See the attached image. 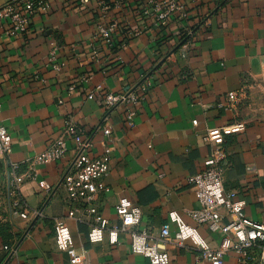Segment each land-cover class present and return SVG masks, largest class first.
Here are the masks:
<instances>
[{
    "label": "crops",
    "instance_id": "crops-1",
    "mask_svg": "<svg viewBox=\"0 0 264 264\" xmlns=\"http://www.w3.org/2000/svg\"><path fill=\"white\" fill-rule=\"evenodd\" d=\"M42 1L50 10H36L26 32L11 36V24L0 25V121L13 144L10 157L0 160V264H73L57 250L54 223L65 215L62 181L75 142L63 160L38 165L37 178L17 194L10 186L12 171L23 176L30 160L64 136L68 121L93 144L91 154L104 143L113 150L109 191L98 203L102 218L118 225L116 207L129 199L142 210L140 228L158 236L176 212L212 249L223 235L192 219L200 204L189 178L212 153L207 130L243 122V133L225 139V190L245 203L249 219L264 223V0H177L188 19L167 26L144 16L141 0ZM113 22L119 31L109 48L96 32ZM182 33L190 35L185 58ZM100 85L116 93L147 88L132 124L124 109L110 111L101 99H88ZM242 91L237 108L227 109V95ZM68 225L77 252L85 253L83 264H150L132 252L129 234L116 245L108 237L93 244L87 224ZM166 248L171 264H213L191 242ZM222 264L242 263L230 254Z\"/></svg>",
    "mask_w": 264,
    "mask_h": 264
},
{
    "label": "built area",
    "instance_id": "built-area-1",
    "mask_svg": "<svg viewBox=\"0 0 264 264\" xmlns=\"http://www.w3.org/2000/svg\"><path fill=\"white\" fill-rule=\"evenodd\" d=\"M76 1L82 6L91 3V0ZM141 1V13L156 25L167 26L174 19H188L185 7L177 0ZM50 8V5L42 0H3L0 3V25L9 22L12 28L8 33L16 36L27 31L30 17L36 10L47 12ZM118 31V22H113L109 25H99L96 34L109 48H113ZM187 34L188 37L181 41L184 58L190 50V35ZM94 54L97 56L98 52L95 51ZM55 58L56 49L51 53V61ZM146 89L144 86L139 92L116 93L100 85L88 94V99H101L110 111L124 109L128 122L132 124L136 115L135 108L141 101L140 92H145ZM244 96V91L229 93L224 106L229 110L236 109ZM245 128L243 122L237 121L208 129L204 140L213 147L212 153L204 162V170L189 178L200 204L198 210L191 212V217L198 225L223 235L222 243L217 249H212L198 230L187 225L176 212L169 214V223L163 225L158 236L147 229H141L142 210L129 199H122L116 207L118 225H111L109 220L102 218L98 203L109 191L105 180L111 172L113 150L110 145L104 143L100 153L91 154L93 144L83 139L81 129L72 121L67 122L62 138L29 161L28 170L23 176L16 170L12 171L11 190L17 194L25 181L35 180L38 176V165L63 160L69 152V141H74V160L62 181L66 193L65 215L54 223L57 250L68 254L73 264H83L85 253L77 252L68 221L87 224L88 240L93 244L101 243L108 237L110 244L116 245L121 234H129L132 239V252L146 257L150 264H171L166 247L173 242L181 247L186 242H191L203 252L204 258L213 264H222L230 254H235L242 264H256L257 252H260V264H264V223L249 219L245 214V203L235 200L233 194L226 192L224 185V174L229 164V153L224 147L225 139L243 133ZM112 133V127L104 130L107 142L111 140ZM12 151L11 135L0 121V160L10 157ZM22 216L27 218L25 214ZM171 225L177 227L174 234L171 232ZM7 249L8 247H5V250Z\"/></svg>",
    "mask_w": 264,
    "mask_h": 264
},
{
    "label": "trees",
    "instance_id": "trees-1",
    "mask_svg": "<svg viewBox=\"0 0 264 264\" xmlns=\"http://www.w3.org/2000/svg\"><path fill=\"white\" fill-rule=\"evenodd\" d=\"M187 37H188V34L187 33H182V39H181V41L185 40Z\"/></svg>",
    "mask_w": 264,
    "mask_h": 264
}]
</instances>
